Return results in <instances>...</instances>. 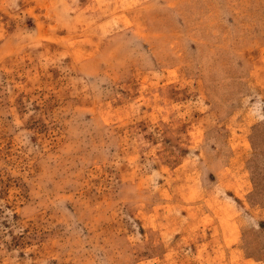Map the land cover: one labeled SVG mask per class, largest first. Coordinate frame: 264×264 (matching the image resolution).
<instances>
[{
    "label": "rangeland",
    "instance_id": "374dc122",
    "mask_svg": "<svg viewBox=\"0 0 264 264\" xmlns=\"http://www.w3.org/2000/svg\"><path fill=\"white\" fill-rule=\"evenodd\" d=\"M0 264H264V0H0Z\"/></svg>",
    "mask_w": 264,
    "mask_h": 264
}]
</instances>
